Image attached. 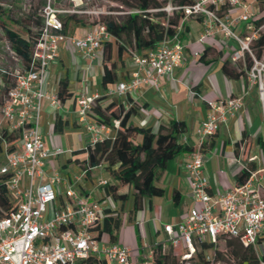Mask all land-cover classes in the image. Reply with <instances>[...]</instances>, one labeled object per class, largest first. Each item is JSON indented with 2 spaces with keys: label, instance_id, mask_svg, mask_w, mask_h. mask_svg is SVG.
Here are the masks:
<instances>
[{
  "label": "built area",
  "instance_id": "built-area-1",
  "mask_svg": "<svg viewBox=\"0 0 264 264\" xmlns=\"http://www.w3.org/2000/svg\"><path fill=\"white\" fill-rule=\"evenodd\" d=\"M169 8L183 11L181 24L189 18L201 17L205 35L220 32L225 38L235 40L240 48L234 52L233 60L249 52L258 64L249 47L250 42L258 38V28L253 22L258 12L251 11L247 0H195L190 5ZM234 8L241 10L236 17L231 15ZM58 12L50 3L44 7V21L31 68L16 71L15 83L0 109V150L5 155L0 175L8 176L3 184L9 199L16 201L9 214L0 218V264H83L89 258L103 260V264H155L154 248L159 244L173 248L184 246L179 257L185 260L196 253L201 242L217 243L226 236L239 239L244 246L257 248L264 231V194L257 171L252 172L245 183L212 193L204 174L201 144L189 153L184 164L191 198L200 206L192 208L176 224L165 223L164 242H146L141 248L133 249L111 242L106 233L99 237L93 231L106 211L112 209L110 198L101 193L99 198L92 199L77 191L73 185L85 179V172L81 170L82 179L66 177L56 166L54 161L60 152L52 151L46 144L41 131L42 111L46 100L56 109L61 108V102L56 92H45L43 86L45 73L58 58L62 42L72 44L90 66L103 42L111 40L112 36L105 25L100 31L96 29L85 36L66 34ZM239 23L245 24L243 38L241 32L235 30ZM134 61L137 70L132 77L115 83L106 95L123 97L145 86H158L161 77L171 76L183 63L184 45L177 33L165 37L144 55H134ZM258 74L261 71L252 67L247 73L248 79L255 83ZM83 83L76 97V112L78 123L87 129L85 148H92L111 128L98 122L92 110L96 99L104 93H92L90 83ZM259 94L264 104L263 82L259 84ZM243 100L244 95H237L209 104L207 117L197 130L201 143L240 109ZM147 116L150 118V113ZM118 123L116 121L115 125ZM107 184V179L99 178L96 187L101 192Z\"/></svg>",
  "mask_w": 264,
  "mask_h": 264
},
{
  "label": "crops",
  "instance_id": "crops-1",
  "mask_svg": "<svg viewBox=\"0 0 264 264\" xmlns=\"http://www.w3.org/2000/svg\"><path fill=\"white\" fill-rule=\"evenodd\" d=\"M240 12V9L234 8L231 10V15L236 17ZM235 30L245 35V24L239 23ZM181 35L184 61L173 74L161 77L158 86H145L131 95L120 97L126 109L131 103L136 105L137 113L131 116V123L152 128L154 132H157L161 125L167 126L173 120L184 121L187 130L182 135L181 142L187 143L196 150L201 144V137L197 130L207 117L209 104L218 99L244 95L240 109L230 116L226 123L220 125L214 135L205 140L208 148H201L205 160L204 174L208 180V190L212 193H221L238 185V177L242 171L248 165H255V172L257 171L260 177L259 183L264 194V104L259 97L258 88L248 79V75L229 77L223 71V64L227 61L232 66H236L237 60H233L232 56L239 50V44L233 39L225 38L220 32L205 35V23L201 17H192L185 21ZM134 55L136 53L124 52L122 59L116 61L119 63H116L117 82L130 79L137 70ZM114 56L116 57V50L113 52V60H115ZM238 60L242 61L245 68L244 57ZM102 75V48L95 53L94 62L89 66L81 53L67 41L60 44L58 58L51 62L45 73L43 86L45 92L57 93L59 80L67 76L70 83L69 91L72 93L65 101H60V109L50 106L49 101L46 100L45 109L51 110L52 114L55 112V115L48 116L47 110L42 118L41 131L47 146L63 147L67 154L71 153L65 162H61V154L57 157L59 163L54 161L63 171L68 170L72 164H75L76 168L71 169L81 170L75 158L82 159L85 154L75 156L73 152L86 147L88 134L86 126L78 123L76 97L85 81L90 83L92 93H104L101 86ZM147 113H150V118ZM59 116L68 122V126L61 133L56 132L53 127ZM76 128H83L85 134L83 137L79 135V139L73 134L69 135L66 146L64 140L66 130L72 133ZM113 134L112 129L106 133L107 136H113ZM77 141L84 142V147L76 149ZM189 153H182L167 163L165 172L156 182L165 190L163 196L146 199L142 209L134 214L130 213L131 198L124 204L119 202L120 208L111 205L112 209L122 210L123 221L116 242L133 249L141 248L146 242L162 243L166 238L163 231L165 223L176 224L192 208L200 206L191 198L190 180L184 168ZM251 157L256 159L251 161ZM63 171V175L72 177L71 172ZM99 178L104 177H98L97 181ZM95 179L92 177L84 181L89 184V182L94 183ZM80 187V191L92 199L95 198H93L95 191L100 192L96 185L93 189L83 184ZM126 204L129 205V213L125 222L123 214ZM256 251L260 255L264 254V231Z\"/></svg>",
  "mask_w": 264,
  "mask_h": 264
},
{
  "label": "trees",
  "instance_id": "trees-1",
  "mask_svg": "<svg viewBox=\"0 0 264 264\" xmlns=\"http://www.w3.org/2000/svg\"><path fill=\"white\" fill-rule=\"evenodd\" d=\"M194 1L129 0L124 1L123 4L130 8V12L118 16L111 14L103 16V23L112 39L103 42L102 45L103 75L101 86L104 94L96 99L92 110L97 121L109 126L114 134L99 140L92 148H83L74 151L73 154L75 156L85 154L82 159L75 158L76 163L85 172V179H91L98 167H102L108 172L111 180H107L108 184L102 187V194L123 204L131 198V214L142 209L146 199L163 196L165 190L156 182L165 172L167 163L178 155L191 152L194 149L187 143L181 142V137L187 130L184 121L173 120L167 126L161 125L159 130L154 132L152 128L131 123V116L137 113L135 104L126 109L120 97L105 94L109 87L118 81L113 52L116 50V60H121L124 52L129 50L131 53L144 55L148 50L154 49L165 37H171L177 33L179 37L182 36L181 33L185 27V22L181 24L184 16L183 11L173 10L172 15L168 16L164 8L169 2L172 6L182 7L192 4ZM72 20V15L64 21L61 20L64 33L67 32ZM253 22L257 28L264 25V0H262V5ZM180 25L182 27L178 30ZM4 31L11 43L13 52L25 65L24 69H30L40 30L32 41L21 37L7 27L4 28ZM251 48L255 59L261 60L264 53V31L255 39ZM244 61L245 68H243L241 60L236 61V66H232L227 61L223 64V71L229 77L246 76L247 71L253 67L254 59L245 52ZM109 62H111L110 65H108ZM14 77L15 83L16 76L14 75ZM14 83L8 87L6 94ZM69 84L67 76L58 82L57 96L61 102L72 95L69 91ZM116 121L119 122L118 126L115 125ZM66 126H68V122L59 116L55 121L54 129L61 133ZM206 145V141H203L201 148H208ZM255 170V165H248L238 177L239 184L245 183ZM7 178V175H0V218L8 215L13 209V204L6 192V186L3 184ZM121 215V209H108L102 222L95 226L93 231L98 233L99 237L106 233L111 242H116L123 221ZM221 239L226 240L227 252L235 264H264V254H258L253 246H244L239 239L234 237L226 236L218 241ZM217 243L205 241L198 244L196 249L197 264H211V260L205 255V251L215 247ZM220 255L221 253L217 251L214 260L218 261ZM178 257L176 249L173 247H163L159 244L154 248L155 264H178ZM103 263V260L89 258L83 264Z\"/></svg>",
  "mask_w": 264,
  "mask_h": 264
},
{
  "label": "rangeland",
  "instance_id": "rangeland-1",
  "mask_svg": "<svg viewBox=\"0 0 264 264\" xmlns=\"http://www.w3.org/2000/svg\"><path fill=\"white\" fill-rule=\"evenodd\" d=\"M124 1L129 0H0V109L8 87L14 83V75L16 74V71L23 70L25 66L22 60H20L13 52L11 43L5 35V27L16 32L18 35L29 41L34 40L40 30L42 22L44 21V17L42 15L43 9L50 3L53 8L59 11L58 16L62 21H64L68 16H73V20L69 23L66 34L85 36L96 31V29L97 31H100V28L104 26L103 16L109 14L118 16L130 12V8L123 4ZM247 2L250 4L251 11H258L260 9V6L262 5V0H247ZM171 6V3L169 2L164 8L168 16L172 15L173 10H170L169 8ZM263 31L264 25L258 28L257 37H259L260 33H262ZM241 37L243 38L244 34L241 35ZM254 41L255 39L252 40L249 44L251 52V46ZM127 53H131V51L129 50L127 51ZM114 59L115 61H117L116 57ZM257 61L258 64H256V62L254 61L253 67H257V69L261 71V74H258L259 76L254 84L259 91V84L261 82L264 83V69H262V66L264 65V53L262 59ZM116 63L119 64L118 62ZM110 64L111 62L108 63V65ZM45 111H47L46 113L48 114V116H51L55 113L53 112L52 114L51 110L47 108L45 109L44 106L42 111V118ZM72 134L75 135L77 139H79V135L83 137V134H85V132L83 131V128H76L72 133L66 130L64 134L66 146L68 144V137H70L69 135L72 136ZM77 143L78 147L76 149H81L84 147V142L77 141ZM48 147L54 152H60L61 162H65L66 158L71 155V153L67 154L64 151L65 148L63 147ZM82 156H84V154H82ZM55 161L57 164L59 163V160L55 159ZM4 162L5 155L0 150V165ZM73 167L76 168L75 164L70 165L68 170L65 169L63 171L62 168L60 170L64 173L71 172L73 178L82 179L81 170L78 168L75 170L71 169ZM94 174H96L94 176L92 175V177L96 178L94 180V183L89 182V184H87L82 179L81 182L76 181L73 187L77 191H80V185L83 184V186L89 185V187L93 189L97 183V178L100 176H103L108 181L111 180L108 172L102 167H98L94 171ZM100 196L101 194L97 190V192L95 191L93 198H99ZM11 202L13 205L16 204L15 200H12ZM109 202L113 207L117 206L118 208H120L119 202L116 203L112 199H109ZM128 207L129 205L126 204L124 208L123 217L125 222L129 213ZM104 239H107L106 235H104ZM217 251L221 253L218 261L214 260ZM183 252L184 246L180 245L176 248V253L178 255H181ZM196 253L190 259L182 260L180 257H178V264H197L198 259ZM205 255L211 260V264H235V261L227 252L225 239H221L220 241H218L215 247L205 251Z\"/></svg>",
  "mask_w": 264,
  "mask_h": 264
}]
</instances>
